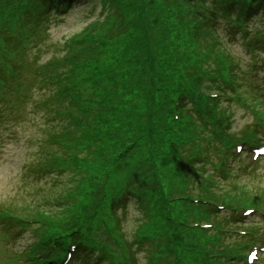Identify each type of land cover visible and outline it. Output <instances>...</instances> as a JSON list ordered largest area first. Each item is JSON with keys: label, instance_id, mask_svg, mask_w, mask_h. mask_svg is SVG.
<instances>
[{"label": "trees", "instance_id": "16d2710c", "mask_svg": "<svg viewBox=\"0 0 264 264\" xmlns=\"http://www.w3.org/2000/svg\"><path fill=\"white\" fill-rule=\"evenodd\" d=\"M105 1L106 2L104 4L101 18H98L99 20H101V22L106 23L105 26H108L109 22L117 24L119 26H117L115 29L118 30L117 33H121L123 31V21L126 20L127 17L132 18L134 19L136 32L140 35H146L147 37L145 49L140 50L133 60V66L136 68H141V70L144 71L145 74L143 77L145 78V80L139 81L138 84L134 83L137 74H133L130 79L128 78L129 91H133L135 88H137L136 97L137 101L140 102V105L138 107H134L132 110V113H134V118H132V121H136L137 127V131H135V136L132 137V140L125 142L132 141V145L135 143L140 146L142 144V138H144V143H150L152 145H155L160 139L158 134L159 132L157 131L161 129L163 134L165 135V140L162 142L163 145L161 146V148H159L158 154L162 155L164 153V155H167L172 150L168 146V143L170 142L169 140L172 135H176V140L174 141L175 146H179V144L183 142V139L181 138V131L185 125L183 126V124L180 122V119L176 123H172L169 118L165 120L163 124H160L159 119L161 120V118H159V116H155L154 114L158 109L162 108L163 105H170L172 102V100L168 99L167 96L162 92L156 93L154 91L155 87H160V85H162L159 80L154 79L156 74L158 73L157 76L161 77L163 69L167 67V64L165 63L164 59L166 54L162 55L161 53L155 51V47L158 50L164 51L159 41L163 38L166 29H168L166 23H173L174 21H176L177 24L183 29L186 27L185 25L188 23V20L190 23H192L193 21L198 22L200 27V34L197 38V44L195 41H193L192 45L194 46L196 44L197 47L200 48V53L201 50H203L204 55L206 57L212 58L213 61L216 63V60L221 52V50H218L221 49L220 43L218 44V41H220V39L217 34L213 36L215 32H212L211 28L207 25V18L210 17L215 19L217 28L219 25L221 28L218 29V32L223 35L225 34V31H227V26H232L233 21L241 24V27L245 28V25H247V21H251L255 18L257 22L261 25V27L251 31V37L249 38V40L254 42L256 39H258L259 45H261L262 41L260 40V34L264 31V5H258L257 2H251L250 0H205L202 5L206 11V14L203 18H200V21L195 16L194 12H192V8L188 9V13H192L190 19L189 14L187 17V14L181 12V10H184L183 8L179 10L176 9L177 4H179V1L181 0H136L134 5L128 9L126 6L122 5L121 1ZM61 2H64V0H62ZM52 3H55V0H53ZM195 4L199 3L196 1ZM254 6H258L259 11L261 10L257 15H254L251 12V8ZM188 7H192V5L185 4V9ZM246 13V19H244ZM173 14H177L176 17H173ZM199 27L196 26L198 31ZM91 29L93 31L99 30L98 27L96 28L95 24H92L89 26V28H85L83 32L86 33L88 32V30L91 31ZM182 29L179 35L183 33ZM245 35H248V33L245 32ZM196 36V33L192 34V39H195ZM216 38L218 41L215 42L214 39ZM141 41L143 44L145 43V40ZM177 41H179V39L176 38L174 40V43H176ZM243 41L247 42L248 38L243 37ZM92 43V41H88V47L86 48L88 54L94 52V44ZM175 47L177 48L178 46L175 45ZM249 48L251 50V54L255 53L256 49L253 47V45ZM188 51L193 54L195 52V48H190V50ZM182 52L184 51L182 50ZM223 52L227 56L226 51ZM184 64L185 63L183 62V64L181 65ZM178 67L180 66H176L175 69ZM218 67L220 68L221 66L219 65ZM47 68L53 78V82H56L58 80L61 83L64 76H61L60 78L56 77L54 73V63L47 65ZM116 72L117 71H114V73ZM34 74L36 83L43 84L45 81L44 66L39 65L37 72L35 71ZM188 75V72H186L183 77H187ZM199 79L200 77H194L193 79L189 80V82H193L195 86H198ZM69 83L70 82H66V84ZM207 87H209V85H202L199 88ZM190 88H192V86H190ZM151 91L154 92L152 96ZM182 94H184L183 90ZM181 114L182 111H180V115ZM173 125H175V128L179 125L177 127V130H175ZM91 126V122H88L86 124L87 130L82 133V143L83 145H87V148L84 150V153L82 154V156H80L81 158H79V160L84 164H87L88 169H84L83 171L78 172V174L81 176H88L90 174V169L96 165V162L93 158L95 157V152H97V147H99V145L96 142L94 144L91 143L90 135L93 134L90 131ZM130 127L133 126L130 125ZM207 132L209 133L207 135V139L214 140L212 138L213 131H211V133L209 131ZM93 135H97L95 130ZM85 141L87 143H85ZM212 142L213 144L215 143V141ZM117 148L118 147H116V149ZM114 151L111 152V154H113ZM149 151V145L142 149L143 160L147 165L150 164L151 158V156L149 155ZM73 167L74 165L71 164L70 168ZM144 190L147 192V194L142 197L139 209L141 212H149V207L155 204V201L152 195V190L145 187ZM96 192L98 193L99 191L96 190ZM226 193H230V190H227ZM163 201L165 200H160L161 206H163ZM195 208L196 207L191 206L189 204H181L179 209L183 211H191ZM205 214H208V212L206 211ZM175 222L176 221L173 219L165 222V227L167 229L166 231L162 232L161 235L158 236L163 242L161 245L163 257L166 258L167 261L170 262V264H195L194 259L195 256L198 255V260L200 264H212V262L209 261V255L211 253V249L213 248L210 245L206 244H203L202 246L198 247H195L193 245L182 244L180 238L175 237ZM174 243H179V248H176L174 246ZM171 251L173 255L170 254ZM188 251H192V254H189Z\"/></svg>", "mask_w": 264, "mask_h": 264}, {"label": "rangeland", "instance_id": "374dc122", "mask_svg": "<svg viewBox=\"0 0 264 264\" xmlns=\"http://www.w3.org/2000/svg\"><path fill=\"white\" fill-rule=\"evenodd\" d=\"M128 2V0H122ZM137 5V4H136ZM97 8L96 3H87L83 7L76 8L65 20V23L54 27L49 30L46 36L39 39L42 50L39 52L40 61L46 64L55 63L54 69L57 74H68L70 70L73 75L78 77L82 73V66L87 63L80 61V57L87 54L84 47H78L76 51H67V48H72L74 42L82 37L85 38L87 35L88 39L97 41L99 38L104 37L106 34L111 33L114 30V25H108L100 30H97L93 34L92 31L84 33L83 36L77 37L78 34H83L85 28L95 21L98 16V12L92 14V7ZM98 11V10H97ZM121 43H111L108 45V51L115 58L117 52L121 49ZM231 50L238 56H243L240 47H232ZM79 57V58H78ZM32 59V57H31ZM120 60V57L117 58ZM104 60L99 58L96 62V66L99 69L104 68ZM58 82L51 84L43 90L44 93L39 91V97H42L45 101L44 104H38L35 100L37 97L36 93H32L28 100H25L22 104L16 105V113L14 121L22 123L16 128L17 134L22 139L23 136H38L37 127L43 126L47 131L59 132L60 128L57 127V120L52 119V115L56 114V110L53 109L57 105L58 89L62 88ZM50 99V103H49ZM11 120V119H9ZM8 120V121H9ZM250 123V116L247 112L238 111L235 114L234 130L243 131L245 127ZM56 126V127H55ZM22 145L25 150H21L18 145H11L8 142L6 145H2V152H0V207L13 208L18 214L25 215V212H36L35 209L47 208L48 203L56 196L61 194L62 185H60V175L58 178L52 176H44L42 179L36 180L32 177L24 178V187L22 188L17 179V173L21 171L23 165H41L43 160L38 157L35 152L37 151L36 146H29L24 139H22ZM45 148V144L39 147L40 150ZM20 156V157H18ZM210 170L208 167H202L200 162L194 163L188 174L185 176V180L190 183V186L202 185L206 182V179L200 174L203 170ZM258 177H252L247 179L245 182L253 184V187L257 189V194L264 192V173L259 171ZM24 176V175H23ZM62 178V177H61ZM66 185V184H65ZM191 192L187 191V194ZM195 197V196H194ZM26 211L22 213V209ZM44 214H48L45 212ZM156 217L162 216L164 212H156ZM170 215V213L168 214ZM139 214L136 212H130L125 215L126 229L128 235L131 233V229L138 227L140 224ZM21 239V245L26 248L30 243V234L27 233ZM19 248V241L16 242V246H11V249L17 250ZM143 261V256H137Z\"/></svg>", "mask_w": 264, "mask_h": 264}]
</instances>
